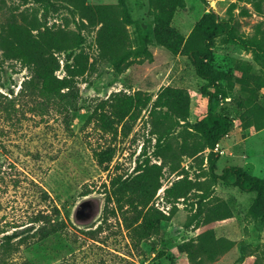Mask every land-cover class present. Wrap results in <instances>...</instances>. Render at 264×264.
<instances>
[{
	"label": "rangeland",
	"instance_id": "1",
	"mask_svg": "<svg viewBox=\"0 0 264 264\" xmlns=\"http://www.w3.org/2000/svg\"><path fill=\"white\" fill-rule=\"evenodd\" d=\"M49 1L53 7L45 13L39 2L0 0V264H190L182 245L207 231L230 246L206 264H264V229L249 215L255 194L239 190L234 179L215 178L231 167L264 181V129L248 126L264 111V88L255 83L257 78L264 83V11L256 14L242 0H185V8L174 16L172 27L184 37L210 11L231 23L229 37L216 41L212 65L236 77L235 89L228 98L209 91L215 99L212 113L233 127L213 151L192 156L200 137L196 127L209 110L202 94L205 82L186 56L174 57L151 40L148 0L126 3L131 20L126 29L131 47L142 45L152 60L143 58L123 74L100 58L97 29L78 26L73 3ZM85 3L117 6L116 0ZM36 20L85 39L83 49L94 66L78 81L80 99L73 111L44 98L29 69L4 51L3 27ZM56 75L63 78L64 72ZM120 91H146L153 99L103 172L92 149L108 139L86 121L97 100ZM146 159L163 164L162 188L152 205L167 216L174 210V215L161 225L156 248L143 243L134 251L120 217L104 218V193L115 174L132 175ZM182 180L192 190L170 204L164 191ZM213 208H227L232 218L214 221Z\"/></svg>",
	"mask_w": 264,
	"mask_h": 264
},
{
	"label": "trees",
	"instance_id": "2",
	"mask_svg": "<svg viewBox=\"0 0 264 264\" xmlns=\"http://www.w3.org/2000/svg\"><path fill=\"white\" fill-rule=\"evenodd\" d=\"M10 1L27 5L31 0ZM32 1L41 3L45 13L53 7L49 0ZM66 1L74 4L79 27L97 29L96 47L99 56L118 74L125 73L143 58L152 60L151 53L142 45L131 47V39L126 29L131 22L126 3L131 0H116L115 7L87 5L85 0ZM242 1L251 5L256 14L263 13L264 0ZM148 5L152 17L149 28L151 40L174 57L186 56L196 76L205 82L202 94L208 100L209 110L208 115L196 127L200 137L198 136L197 143L191 148V155L196 156L207 149L213 151L233 127L232 121L212 113L215 99L214 93L209 91L215 89L223 98H228L235 89L236 77L216 72L212 65L216 41L229 37L231 23L220 20L210 11L202 17L191 33L184 37L173 29L172 22L176 12L185 8V0H148ZM245 14H248L247 11ZM2 40L7 57L20 61L29 69L32 80L40 84V94L44 98L56 102L66 111L77 108L80 99L78 81L90 73L94 66L90 63L89 54L83 49L85 39L81 35L66 31L62 27L50 29L47 23L37 20L20 26H17L15 21H10L3 27ZM60 56H63L62 59ZM61 69L64 72L63 78L56 75ZM242 69L246 71L244 67ZM221 82L225 83L226 88L220 87ZM255 83L260 84V90L264 88L262 79H255ZM152 99L150 92L135 91L128 94L120 91L111 94L107 99L97 100L93 105L86 124L92 125L108 139L107 144L92 149L93 159L103 172L109 171L117 155L118 146L130 137ZM251 120L248 123L250 128L254 127L257 131L264 129V111ZM162 170L163 164H151L150 160L146 159L135 167L132 175L115 174L109 185L105 186L104 218L109 217L108 214L120 217L134 251L141 250L143 243L156 248L162 241L161 225L169 222L174 215V210L167 216L152 205L157 192L162 188ZM215 178L224 182L234 179V185L239 190L255 194L249 215L264 229V181L240 168L231 167ZM185 182L177 181L164 191L170 204L177 203L189 195L192 189L186 186ZM212 210L211 219L214 221L232 218L227 208L226 211L217 208ZM229 246L230 243L217 240L212 231H207L185 242L182 250L190 264H206L214 263ZM158 256L164 257L165 254L159 253Z\"/></svg>",
	"mask_w": 264,
	"mask_h": 264
}]
</instances>
